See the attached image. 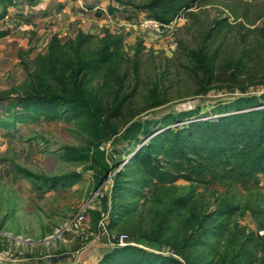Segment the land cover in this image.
<instances>
[{"label":"rangeland","instance_id":"rangeland-1","mask_svg":"<svg viewBox=\"0 0 264 264\" xmlns=\"http://www.w3.org/2000/svg\"><path fill=\"white\" fill-rule=\"evenodd\" d=\"M126 1L147 0H0V29L8 32L0 38L1 94L29 90L37 56L57 35L65 75L76 64L77 42L81 61L108 49V61L83 69L79 81L102 108L119 111L104 119L108 138L101 147L110 170L103 179L89 161L63 152L96 140L83 119L0 126V264H34L52 255L87 264L91 248L113 246L109 233H126L163 255L178 250L182 264H264V173L248 186L182 179L143 185L144 172L130 158L146 138L128 144L122 137L134 121L196 107L192 117L214 116L218 103L264 92V0H199L160 30L146 10ZM194 51L210 59L206 91ZM48 82L59 90L57 80ZM152 96L159 99L155 107ZM8 113L1 103L0 118ZM72 172L75 179L54 187L28 175ZM82 210L81 228L65 229Z\"/></svg>","mask_w":264,"mask_h":264},{"label":"trees","instance_id":"trees-1","mask_svg":"<svg viewBox=\"0 0 264 264\" xmlns=\"http://www.w3.org/2000/svg\"><path fill=\"white\" fill-rule=\"evenodd\" d=\"M197 1L125 3L146 10L148 16L159 23L168 24ZM4 14H0V18ZM7 33V30L0 29V38ZM81 45L77 42L72 46L76 64L71 65L68 75H65L61 71V65L65 63V47L60 38L53 35L46 53L37 56L29 90L14 97L0 93V104L9 109L6 120L0 118V126L15 128L29 118L46 121L62 117L83 119L96 140L89 146H63L62 149L70 160L89 161L97 178L103 179L110 170L101 147L102 140L108 138L104 119L119 115L118 106L102 108L95 98L86 93L79 74L83 69L108 61L110 52L103 48L96 51L89 61H81ZM192 57L205 76L202 85L206 91L210 59L200 51H194ZM49 77L57 80L59 90L52 88ZM152 97L151 106L155 107L159 99ZM198 110L200 108L196 107L175 114L167 113L161 118L134 121L124 130L122 137L128 144L132 140L139 141V136L146 138V142L137 147L130 158L144 172L143 185L156 187L182 179L204 185L227 183L248 186L264 173V92L244 94L218 103L212 110L214 116L192 117V113ZM28 175L46 181L51 187L64 185L77 177L75 172L52 176ZM113 186V192H116L119 184ZM135 243L137 245L110 247L95 264H182L175 257L181 256L178 250L173 252L174 255H163L145 250L138 246V242Z\"/></svg>","mask_w":264,"mask_h":264},{"label":"built area","instance_id":"built-area-1","mask_svg":"<svg viewBox=\"0 0 264 264\" xmlns=\"http://www.w3.org/2000/svg\"><path fill=\"white\" fill-rule=\"evenodd\" d=\"M150 23H153L154 26H156L157 30H160L162 27H164L166 24L159 23L154 20H152ZM83 210L78 212L71 220L66 222L64 225V228L67 230H73L77 231L81 228L82 222H83ZM108 238L112 242V245H137L135 241L128 236L126 233H109L107 234Z\"/></svg>","mask_w":264,"mask_h":264},{"label":"crops","instance_id":"crops-1","mask_svg":"<svg viewBox=\"0 0 264 264\" xmlns=\"http://www.w3.org/2000/svg\"><path fill=\"white\" fill-rule=\"evenodd\" d=\"M90 250L91 251L89 252V255H92L94 257L91 259L89 258L90 262L87 264H95L98 260L97 258H99V256H101V254L104 252L105 247L98 246L97 248H91ZM47 257H50V258H47L44 260H36L34 264H68L67 262H64L65 259H62L59 256L52 255V256H47Z\"/></svg>","mask_w":264,"mask_h":264}]
</instances>
